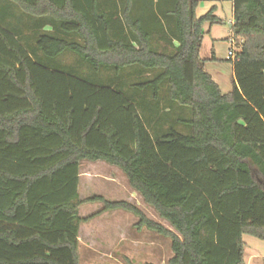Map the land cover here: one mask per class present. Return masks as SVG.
<instances>
[{"label":"trees","instance_id":"trees-1","mask_svg":"<svg viewBox=\"0 0 264 264\" xmlns=\"http://www.w3.org/2000/svg\"><path fill=\"white\" fill-rule=\"evenodd\" d=\"M227 1L242 45L223 94L201 48L224 22L197 11ZM83 161L172 229L82 199ZM89 203L169 239V264H245L244 236L264 241V0H0V264H81Z\"/></svg>","mask_w":264,"mask_h":264},{"label":"rangeland","instance_id":"rangeland-1","mask_svg":"<svg viewBox=\"0 0 264 264\" xmlns=\"http://www.w3.org/2000/svg\"><path fill=\"white\" fill-rule=\"evenodd\" d=\"M215 4L218 6L217 15L224 20V24L215 29L217 34L223 37L221 53H225V59L220 62L221 65L218 68L223 73L226 85H228L227 89H229L232 87L234 59L231 61L226 57L227 51L232 46L227 40L232 37L230 31L232 4L227 2H216ZM215 4L203 2L197 11L198 17L206 15ZM16 15V18H19V14ZM207 42L209 44L211 39L205 40L201 53L203 59H206L208 54L209 45ZM235 52H238V48H235ZM64 59L67 64L75 62L72 55ZM223 89L226 90L225 86ZM86 171L87 164H84L81 173L91 177L81 180L80 192L83 199L103 196L107 201L114 202L115 200H124L128 196H126V190L121 187L105 183L101 177H98L100 174L96 175V172L88 174ZM98 173L107 175V170L102 169ZM137 199L141 201L138 196L127 201L138 206ZM141 205L138 207L148 218L172 229L167 222L158 217L154 209L145 206L142 201ZM102 209L103 204L100 203H89L80 209V217L94 216L89 221L83 222L80 227L79 255L81 264H169L173 257L169 239L147 229L138 230L135 227L138 218L131 213L125 211L102 212ZM243 239L246 243L245 264H264V241L247 235Z\"/></svg>","mask_w":264,"mask_h":264},{"label":"crops","instance_id":"crops-1","mask_svg":"<svg viewBox=\"0 0 264 264\" xmlns=\"http://www.w3.org/2000/svg\"><path fill=\"white\" fill-rule=\"evenodd\" d=\"M210 3V2H209ZM211 3H216V2H211ZM227 3H231L229 1H227ZM202 4V3H201ZM200 4V5H201ZM232 4V3H231ZM214 6L217 7V12H218V6L215 4ZM213 6V7H214ZM200 7V6H199ZM199 9V8H198ZM216 12V15H217ZM231 15H232V21L231 24H233L234 21V16H233V6L231 8ZM218 16V15H217ZM219 17V16H218ZM221 20H223L221 17H219ZM224 22V20H223ZM224 24V23H223ZM222 25V24H221ZM221 25H215L213 27H210L209 25H205L204 30L207 33L204 37V41L202 44V48L204 46L205 40L211 39V42H207V44L209 45L208 47V54L206 56V59H203L202 56L201 58L204 60L205 62V69L206 71L212 76L213 80L219 85L221 91L223 92V94H228L229 92L232 91L233 88V79H232V87L228 88V85H226V81L224 80V75L222 72H220V69L218 68L221 64L220 62L223 61L225 59L224 54L225 53H221L222 50V46L223 44H221L222 42V38L219 34H217V32L215 31V29ZM228 41H230V43L232 44V40L233 38L231 37V39H227ZM202 48H201V53H202ZM230 50V49H229ZM229 50L227 52H229ZM239 52V50H238ZM236 52V53H238ZM214 58V59H213ZM228 58V53H227V57ZM232 71H233V67H232ZM223 86H225L226 90L223 89ZM89 161H83L81 163V169L83 167L84 164H87V173H91V172H96L95 174L98 175V177H101L103 181H105V183L111 184V185H115V186H119L122 189L126 190V199L124 200H113L114 202H120V201H126L129 199H135V196H138V198H140V200L142 201V203L145 206H148L144 203L142 197L136 192L134 191L129 184L128 178L126 177V175L117 167L115 166H111L105 162H89ZM81 169H80V183L82 178H90L91 176H88L87 174H83L81 173ZM107 170V175L102 174V173H98L100 172V170ZM126 187V188H125ZM80 196H81V192H80ZM130 196V197H129ZM103 197V196H102ZM82 198V196H81ZM105 198V197H104ZM83 199V198H82ZM138 200V199H137ZM139 201V200H138ZM141 201L138 202V206H142L141 205ZM130 203V202H129ZM149 207V206H148ZM151 208V207H150ZM153 209V208H152ZM158 215V214H157ZM159 217V216H158ZM160 218V217H159ZM161 219V218H160ZM162 220V219H161ZM166 222V221H165Z\"/></svg>","mask_w":264,"mask_h":264},{"label":"built area","instance_id":"built-area-1","mask_svg":"<svg viewBox=\"0 0 264 264\" xmlns=\"http://www.w3.org/2000/svg\"><path fill=\"white\" fill-rule=\"evenodd\" d=\"M232 41L233 42L231 44L232 45L231 49L228 52V59L229 60H233L236 58L237 53L235 52V48H238V50H239V48L241 49V45H242V41L240 43H237L234 39Z\"/></svg>","mask_w":264,"mask_h":264}]
</instances>
